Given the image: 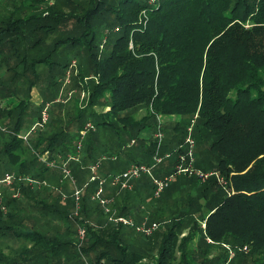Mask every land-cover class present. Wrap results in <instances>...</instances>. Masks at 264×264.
Here are the masks:
<instances>
[{"label": "trees", "instance_id": "1", "mask_svg": "<svg viewBox=\"0 0 264 264\" xmlns=\"http://www.w3.org/2000/svg\"><path fill=\"white\" fill-rule=\"evenodd\" d=\"M53 1L0 2V70L31 92L28 100L21 98L18 83L9 87L0 77V120L8 119L11 129L0 135V176L13 172L46 182L49 170L38 154L49 152L55 160L56 152H74L75 138L89 117L91 131L119 128L118 121L140 135L154 114L178 117L174 131L185 120L188 129L193 125L197 149L212 156L217 169L208 178L207 173L200 176L201 187L195 183L200 195L191 197L183 215L169 220L166 232L155 233L145 254H130L119 230L97 231L85 205L80 224L86 225L87 238L81 248L67 239L16 230L27 219L26 200L39 192L15 182L11 188L24 200L4 190L9 213L0 210V240L18 236L33 245L24 249L30 257L5 256L0 249V264H39V257L62 261L52 244L58 250L61 245L77 249L87 264L105 259L149 264L143 260L158 238L153 264L239 263L245 254L239 250L245 248L252 264H264L259 256L264 253V0ZM72 69L77 71L75 86L89 92L87 108L76 99L75 113L65 118L62 109L51 107L45 130L32 142L24 141L18 136L23 121L30 114L33 124L41 120L44 106L29 107L33 89L45 82L58 86ZM98 105L109 109L98 113ZM139 105H146L151 115L141 120L122 116ZM184 153L179 149V155ZM220 188L222 198L217 196Z\"/></svg>", "mask_w": 264, "mask_h": 264}, {"label": "rangeland", "instance_id": "2", "mask_svg": "<svg viewBox=\"0 0 264 264\" xmlns=\"http://www.w3.org/2000/svg\"><path fill=\"white\" fill-rule=\"evenodd\" d=\"M100 48H102V51L105 49H103V45ZM74 69H76V65L74 66ZM74 69L67 73L66 77L60 80L58 86H52L47 82L43 84L39 83L36 88L33 89L34 92L32 91L33 98L28 102L29 107L37 105L32 107L33 109H37L44 104L41 108L42 113L46 107H49L50 109L53 107L55 110L62 109L61 113L65 118L67 117V114L73 115L75 113L76 99H78L81 108H87L86 105L89 99V92L82 87H76L77 82L76 79L74 80L72 75L73 72L77 73L78 70L76 69L77 71H75ZM40 71L43 74V79L46 80V68L41 66ZM0 77L1 79L9 81V87L18 83L17 86L21 88L18 90L19 92H17L18 95L26 100L29 99L28 97L29 95L31 96V92L27 89V84H22L18 82L17 79L10 81L9 74L3 69L0 70ZM84 93L87 94V97L82 99ZM53 103H55V106ZM108 109L109 107H103L102 105H98L95 108L98 113L103 111L105 112ZM127 114H131L135 120H141L145 116L151 115L146 105H139L132 110L122 113V116ZM154 115V118L151 119L147 128L143 130L140 135H137V131L130 132L128 129H123L122 125L118 121H115V125L119 126V128L109 127L108 130L100 129L97 131H91V129L90 131H87L85 135H82L81 133L76 136L73 145L74 152H68L67 155L64 154L63 156L57 154L56 152L55 160L50 159V161H55V167H47L48 165L46 163L40 161L48 168V175L55 173L57 174V177L55 180H49V182L45 179L47 181V186H44V184H41L39 188L35 186L34 189L38 188L39 192L37 196H40L42 190L44 189H53V192H57V189H64L62 190L63 193H65L67 197H72L71 195L75 192L76 186L83 188V192L88 193V196L86 198L81 196V210L83 205H85L86 214L91 217L92 220L90 222L91 225L96 226L98 229L97 231H100L101 233H112L113 231L119 230L120 232L118 237L123 245L128 246L130 254L134 253L133 250L145 254L147 252L149 240H153L156 234L166 232L169 220L183 215L186 210L190 209L191 197H198V195H200V176L207 173L208 178L210 173L217 169L216 160L213 159L212 156L207 157L205 151L197 149L195 140L191 137L193 125L188 129L186 125L188 121L185 120L186 123L182 121L183 123L181 124V128L178 131H174L177 121L180 120L178 117H166L160 114ZM31 116L32 114L27 116L23 121L21 134H27L32 129L34 124ZM87 122L92 125L93 119L89 117ZM7 123L8 119L0 120V124L4 129L3 131L0 130V135L1 133H11V129L7 127ZM40 132L37 131L31 133L29 137H27L26 142L29 140L31 142L32 140H35ZM160 134L163 135L162 139H160ZM134 140L135 143H133ZM189 140H194V144H192ZM0 145H2L1 141ZM181 148L185 153L179 155V149ZM27 150H29L28 154L31 157L33 151L30 148ZM157 153L164 157L161 163H156L153 159L154 155ZM69 154L73 155L76 159L67 163L66 168L70 170L71 174L66 177L63 172L62 165ZM166 154H171V156L169 158H165ZM26 157L29 159L28 155ZM130 162L151 168V174L142 173L139 179L131 182L133 187L132 189H121L120 186H114L111 182V177L113 175L123 173ZM92 164L98 166L96 172L91 169ZM4 172L1 173L0 178L3 177L5 174ZM92 175H97L99 180L106 179V182L103 185L104 197L115 200V205L111 204L108 206L110 213H106L105 208L92 199L95 187L98 184V182L90 183ZM218 177L219 182H223L219 174ZM37 180H39V182L44 181L40 179ZM155 180L165 183V188L158 198L155 195L157 189L154 182ZM16 182L22 183L19 181ZM196 182H199V188L196 187ZM26 185L30 186L28 183H26ZM0 189L2 192L7 189L8 194L10 195L12 188L6 185H0ZM223 193L224 192L220 188L217 194L218 198H222ZM53 195L55 196L54 193ZM63 195L61 194V196ZM4 196L6 197L5 194ZM19 199L24 200L21 194L19 195ZM132 203H134V205L130 208ZM61 209L66 210L67 208L61 205ZM81 210L77 215L75 214L74 209L72 219L67 220V218H62V220H67L68 223L77 227L76 235L78 239L76 241H72L74 244H79L80 248L84 245L86 240H79L80 227L86 226H81L80 224V220L82 219L80 215ZM128 216L136 219L134 221L135 225H129L116 221V219ZM145 218L148 219V223L157 222L160 224V228L155 232L156 234L154 233V236L152 235L147 239L143 236V234L138 232L136 226L141 224ZM42 221L44 220L34 217L30 223L29 220L24 219L23 225L20 226L21 228L19 226L18 228L17 226L15 227L16 230H21L24 233L27 232V230L37 231L39 230L37 227ZM53 222L54 221H52V223ZM47 224L48 223H46V225ZM69 228H73L72 225L69 226ZM52 230L55 232L56 230H59V228L51 226L42 227V231L46 232L43 234L48 238L53 237L49 234ZM5 238L6 239L4 240H10L11 242L9 248L6 247L7 252L3 250V254L5 256L16 257L22 254L23 257H26L30 255L24 253L25 248L33 245L30 239L26 240L24 237L19 239L18 236H7ZM73 238H75V236L72 235V239ZM159 242L160 238H158L156 243L153 245L154 250L149 254L147 253L148 257L143 260L144 263H154L153 256L157 257V246ZM66 246L67 245H64V247ZM241 251L245 252L244 255H241L243 261L239 263H231L230 257V264H252L253 258L248 252V248L247 250H239L240 254L242 253ZM69 255H71L70 261L63 259L62 257V261H45L40 257L37 258L36 261L39 264L88 263L87 258H82L80 253H77V249L76 252H69ZM234 255L235 254L233 253L232 258H234ZM259 256H264V253L259 254ZM111 262L112 261L109 260L106 263L105 259L103 264H113Z\"/></svg>", "mask_w": 264, "mask_h": 264}, {"label": "built area", "instance_id": "3", "mask_svg": "<svg viewBox=\"0 0 264 264\" xmlns=\"http://www.w3.org/2000/svg\"><path fill=\"white\" fill-rule=\"evenodd\" d=\"M4 0H0V2H2ZM6 1H12V0H6ZM50 4H52L54 1L53 0H47ZM87 94L84 93L82 96V99L86 98ZM50 120V108L46 107L45 110L42 113V117L41 120H39L38 122H36L32 129L27 133V134H19L18 136L20 138H22L23 140L27 141V137H29V135L33 132H37V131H42L44 130V128L46 127V125L48 124ZM93 125H91L90 123L87 124L85 130H83L81 133L82 135H85L86 132L90 129H93ZM0 130H4L0 124ZM163 138V135L160 134V139ZM192 144H194V140L191 141L189 140ZM133 143H135V140L133 141ZM38 154V153H36ZM39 158L42 162L46 163L48 166L47 167H55L56 163L55 161H50L49 157H50V153L46 152L45 154L41 155L38 154ZM171 156V154H166L165 158H169ZM76 159L73 155H68V157L66 158V160L63 162L62 165V169L63 172L65 173V176L68 177L70 176V170H68L66 168V165L68 162H70L71 160ZM154 161L156 163H161L164 159V157L160 156L158 153L156 155H154L153 157ZM98 166L97 165H93L91 167V169L96 172ZM185 171V170H183ZM142 173H148L151 174V168H148L147 166L144 165H140V164H132L130 165L123 173L121 174H116L113 175L111 177V182L114 186H120L121 189H132V185L131 182L134 180H137L141 177ZM16 181L22 182L24 184L28 183L31 188H35V186H37L38 188L40 187L41 184H44V186L47 185V183L45 181L39 182L38 180H35L33 178H31L30 176H24V175H18L16 173L13 172H8L5 173L4 177L2 178V180H0V185H6L8 187H11L14 185V183ZM73 182L75 183V181L73 180ZM98 182L97 186L95 187V191L94 194L92 195V199L94 201H96L97 203H99L100 205H102L105 208L106 213H110V209H108V206L113 204L115 205V200L114 199H107L104 197V188L103 185L106 182L105 180H99L97 175H92L90 178V183H96ZM155 185H156V192L155 195L156 197H160L161 193L163 192L164 188H165V183L155 180ZM83 194V188H79L78 186L75 187V192H74V199H75V214L78 215L79 211L81 210V204H80V200H81V196ZM10 195L12 198H19V193L14 191V189H11L10 191ZM0 210L2 211V213L4 215H7L9 213V207L6 203V197L4 196L3 192L0 190ZM115 212V211H114ZM116 221L118 222H123L129 225H132L134 223V220L131 217H121L119 219H116ZM137 226V230L138 232H140L141 234H143V236L145 238H149L151 237L159 228H160V224L157 222H152V223H148V219L145 218L144 221H142L141 224L136 225ZM86 235H87V229L85 227H80V231H79V240H85L86 239ZM244 250H247V248H245ZM233 257V253H231V258Z\"/></svg>", "mask_w": 264, "mask_h": 264}, {"label": "crops", "instance_id": "4", "mask_svg": "<svg viewBox=\"0 0 264 264\" xmlns=\"http://www.w3.org/2000/svg\"><path fill=\"white\" fill-rule=\"evenodd\" d=\"M33 92H32V94H33ZM67 154L68 153H66V155ZM60 155L63 156V154H60ZM69 155H71V154H69ZM132 164H134V163L130 162L125 169H127ZM93 165L94 164H92L91 166H93ZM56 177H57V174H55V173L47 175V181L49 182V180H55ZM47 181H46V183H47ZM62 190H64V189H59V190L57 189L56 190L57 192H53L54 191L53 189H44V190H42V193L40 196L33 197L32 199H27L26 203H25L27 220H29V222L31 223V220L34 217L39 218V219H43L44 221L40 222V225L37 227V228H39V230H37L38 232H41L42 234L46 233V232L42 231V227L51 226L54 228H59V230H56L55 232L52 230V232L49 233L53 237H56L59 240L67 239L70 241H72V240L76 241L78 239V237L76 235L77 227L71 223H68V221H67L69 219H72V215L74 214V209H75V199H74V195H73L74 193L71 195L72 197H67V195H65V193H63ZM53 193L55 194V196L53 195ZM61 194L62 195L64 194L63 195L64 197L61 196ZM61 205H63L67 209L62 210ZM133 205H134V203L131 204L130 208H132ZM63 213H64L65 217H64ZM66 215H68V218ZM128 217H131V216H128ZM62 218H67V220L64 221V219L62 220ZM133 220L135 221L136 219H133ZM52 221H54V222L52 223ZM137 221H138V219H137ZM46 223H48V224L46 225ZM71 225L73 228H69V226H71ZM31 227L34 228L33 226H31ZM72 235L75 236V238L72 239ZM53 237H49V238H53ZM10 245H11L10 240H3V241L1 240L0 241V249L2 250V252H3V250L6 251L7 250L6 247L9 248ZM51 246H53V247H51L52 250H55V252H57V254L61 255V257L63 259L68 260V261H70V257H71V255H69V252H71V251L76 252L73 247L69 248L68 246L64 247V245H62L63 249L61 248L60 250H58V247H60V246L54 247L53 244ZM29 247H31V245Z\"/></svg>", "mask_w": 264, "mask_h": 264}, {"label": "clouds", "instance_id": "5", "mask_svg": "<svg viewBox=\"0 0 264 264\" xmlns=\"http://www.w3.org/2000/svg\"><path fill=\"white\" fill-rule=\"evenodd\" d=\"M4 177V176H3ZM1 180H2V178H1Z\"/></svg>", "mask_w": 264, "mask_h": 264}]
</instances>
